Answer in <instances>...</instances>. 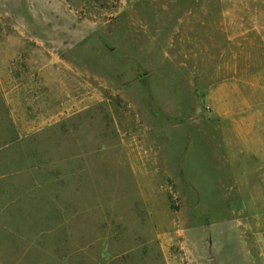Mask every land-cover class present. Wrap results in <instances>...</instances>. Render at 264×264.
I'll return each instance as SVG.
<instances>
[{"label": "rangeland", "instance_id": "374dc122", "mask_svg": "<svg viewBox=\"0 0 264 264\" xmlns=\"http://www.w3.org/2000/svg\"><path fill=\"white\" fill-rule=\"evenodd\" d=\"M0 264H264V0H0Z\"/></svg>", "mask_w": 264, "mask_h": 264}]
</instances>
